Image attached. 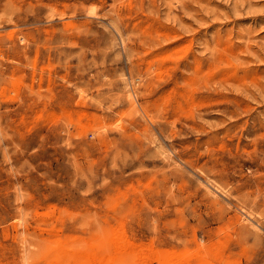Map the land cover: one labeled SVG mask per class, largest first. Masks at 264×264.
<instances>
[{"label":"rangeland","instance_id":"374dc122","mask_svg":"<svg viewBox=\"0 0 264 264\" xmlns=\"http://www.w3.org/2000/svg\"><path fill=\"white\" fill-rule=\"evenodd\" d=\"M0 264H264V0H0Z\"/></svg>","mask_w":264,"mask_h":264}]
</instances>
